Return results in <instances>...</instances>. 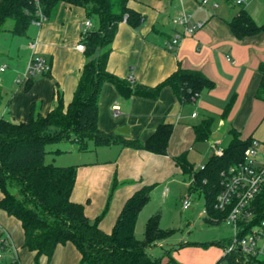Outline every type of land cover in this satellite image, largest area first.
I'll list each match as a JSON object with an SVG mask.
<instances>
[{"label": "crops", "instance_id": "1", "mask_svg": "<svg viewBox=\"0 0 264 264\" xmlns=\"http://www.w3.org/2000/svg\"><path fill=\"white\" fill-rule=\"evenodd\" d=\"M201 2L130 0L129 6L138 11L143 20L138 26L126 20L118 26L107 61V70L113 75L130 79L133 84L154 87L180 67L203 73L213 81L214 86L210 90H203L192 102H181L170 86L163 87L158 97L152 99L141 95L123 97L113 84H103L98 99V127L103 132L145 142L159 123L165 121L173 125L166 154L112 143L99 147L111 148L116 155L113 160L77 165L71 198L85 204V212L91 220L105 210L99 226L106 232L112 230L126 199L143 185L152 186L159 170V173L183 171L175 162V157L184 154L187 159V152L193 149V144L202 142L195 141L194 125L213 117L212 132L205 140L210 147L205 150L206 153L213 150L209 155L211 157L213 154L219 155L218 150L223 152L224 147L217 145L225 134L230 141V129L237 130L242 139H253L264 122V100L254 96L260 79L259 67L264 64V31L237 38L229 26V21L241 9L247 10L256 23H264V0H242L241 3H237V0H207L204 5ZM181 12L190 15V23L203 22V27L192 34L182 35L179 44L170 49L168 41L183 29L173 21ZM87 19L91 22L89 30L98 28V19L88 18L83 7L59 3L50 19L29 26L27 35L31 32L30 36L33 37L29 43L36 44L31 57H43L50 65V76L46 73V76L35 81L29 80L26 89L30 88V93L18 90L13 96V110L6 109L1 116L12 121L26 120L33 105L42 113L48 112L56 105L55 88L62 94L65 105L70 102L86 61L85 50H78L76 46L82 40L83 23ZM98 52L95 51V55ZM230 101L231 107L224 117L222 114ZM121 127H126L125 133L117 132ZM114 179L117 187L109 196ZM146 207L137 217L135 236L146 225L148 218L154 215L146 214ZM0 224L21 247L23 235L20 222L0 211ZM159 225L162 228L160 220ZM221 249L175 251L179 261L175 262L219 264V259L224 255ZM17 254L20 264H35L33 253L17 249ZM162 260L164 263L168 261L166 254ZM78 261L79 253L72 244L67 243L59 245L50 261L43 259L41 264H77Z\"/></svg>", "mask_w": 264, "mask_h": 264}, {"label": "trees", "instance_id": "2", "mask_svg": "<svg viewBox=\"0 0 264 264\" xmlns=\"http://www.w3.org/2000/svg\"><path fill=\"white\" fill-rule=\"evenodd\" d=\"M130 0H0V32L7 20L13 24L8 29L16 36H26L29 26L50 19L59 3L83 7L87 17H96L99 26L86 32V61L79 75L78 84L70 102L65 105L58 88L54 90L56 105L46 113L32 106L26 120L12 121L0 117V211L20 222L22 248L33 253L35 264L43 259L49 262L59 245L72 244L79 253L77 264H176L170 252L168 261L164 255L155 256L150 248L164 239L168 231L159 225V215L150 216L146 222L144 238L135 236L137 217L147 204L151 185H143L124 202L110 232L99 226L104 211L95 220L85 212V204L73 201L71 196L76 182L77 166H58L45 161L46 146L63 140L75 142L80 150H86L89 141L96 146L112 143L123 147L142 149L155 154H166L173 125L161 122L145 141L120 138L117 133H105L98 127V99L104 83L115 86L123 97L141 95L155 99L161 89L170 86L181 102H192L203 90H210L214 83L203 73L178 68L154 87L133 84L130 79H120L107 70L111 43L119 24L124 20L138 26L143 16L129 6ZM237 38L264 31V23L258 24L249 12L240 13L229 21ZM99 51L95 55V51ZM49 72H47V75ZM260 79L254 96L264 100V64L259 67ZM50 76V75H49ZM231 101L223 112L225 117ZM213 117L205 118L193 126L195 141H205L212 132ZM230 141L221 155L213 154L203 168L194 169L184 154L175 162L191 177L189 192L200 189L204 196L207 215L204 222L218 224L226 213L214 208L221 190V172L244 159V151L252 139H242L234 128L229 130ZM113 180L109 196L115 190ZM15 190L13 192L12 190ZM256 217H264V189L254 202ZM222 248L223 240L205 243ZM219 264H264V259L242 253L223 255ZM5 264H10L5 263Z\"/></svg>", "mask_w": 264, "mask_h": 264}, {"label": "rangeland", "instance_id": "3", "mask_svg": "<svg viewBox=\"0 0 264 264\" xmlns=\"http://www.w3.org/2000/svg\"><path fill=\"white\" fill-rule=\"evenodd\" d=\"M234 7L237 8L236 5ZM92 19L95 20L96 17ZM12 24L11 19L7 20L3 27L4 30L0 32V66L6 65L5 70H0V116L6 109L13 110L12 105L15 103L13 96L18 90L30 93V88L26 89V83L29 80L35 81L41 76H46V73H38L30 75L22 83L18 82V78L24 73L31 58L33 48L29 41L33 37L30 36L31 32H28L26 36L12 34L8 30ZM32 31H35V28H32ZM253 139L258 140L260 157L264 158V122L254 134ZM228 141L229 137L225 134L217 146L225 148ZM209 148L207 143L202 141L193 144V149L187 152V159L195 170L202 167L208 160L210 153L213 152L211 149L206 153L205 150ZM46 151L45 161L58 166H77L84 162L113 160L116 156L111 148H100L92 141H89L86 150H80L75 142L63 140L48 144ZM159 172L160 170L156 173L157 179L153 181L145 211L146 214L159 215L161 226L168 231V234L150 249L153 255L160 256L170 252L171 257L179 262L175 251H221V246L217 244L205 246V243L220 240L227 243L232 236V227L223 221L218 224L204 222V196L200 189H193L189 192L190 176L188 173L180 170ZM12 191L15 192L14 189ZM185 196H189L191 202L187 209L182 207V199ZM144 230L145 226L137 231L138 239L144 238ZM12 240L19 251H27L20 247L15 242L16 240ZM178 257L180 258L179 254Z\"/></svg>", "mask_w": 264, "mask_h": 264}, {"label": "built area", "instance_id": "4", "mask_svg": "<svg viewBox=\"0 0 264 264\" xmlns=\"http://www.w3.org/2000/svg\"><path fill=\"white\" fill-rule=\"evenodd\" d=\"M206 2L207 0H202L201 5ZM241 2L242 0H237V3ZM124 20H126V16ZM44 21L45 17L40 14L37 23L40 24ZM173 21L180 24L183 29L176 32L168 41L170 49L179 44L182 35L192 34L203 27L201 21L190 23V15L185 12H181ZM90 27V20H85L82 39ZM35 45L34 42L31 43L32 48H35ZM76 48L81 51L85 50L82 40L79 41ZM5 68L6 65H3L0 70ZM49 71L50 65L45 59L33 55L28 61L24 73L18 78V82L26 81L30 75ZM194 115L195 113H193ZM258 146V140L252 139L251 144L244 151V159L221 172V190L216 196L214 208L226 213L223 222L232 227V236L223 247L224 255L240 252L246 256L264 259V217L257 219L254 205L256 197L264 189V158L260 157ZM218 154L221 155L222 151L218 150ZM190 203L189 196H185L182 201L183 209H187ZM204 215H207L206 209ZM8 262L20 264L12 236L0 224V264Z\"/></svg>", "mask_w": 264, "mask_h": 264}, {"label": "water", "instance_id": "5", "mask_svg": "<svg viewBox=\"0 0 264 264\" xmlns=\"http://www.w3.org/2000/svg\"><path fill=\"white\" fill-rule=\"evenodd\" d=\"M118 133H125L126 132V127H121L117 129Z\"/></svg>", "mask_w": 264, "mask_h": 264}]
</instances>
